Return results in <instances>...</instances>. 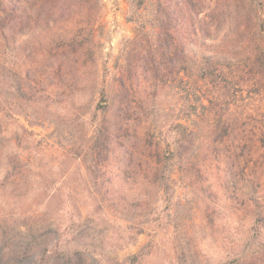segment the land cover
<instances>
[{
    "label": "rangeland",
    "instance_id": "374dc122",
    "mask_svg": "<svg viewBox=\"0 0 264 264\" xmlns=\"http://www.w3.org/2000/svg\"><path fill=\"white\" fill-rule=\"evenodd\" d=\"M12 1L0 0L5 247L30 232L35 264L77 252L264 264V0H196L210 7L167 25L185 0H23L35 32L18 42L2 21ZM40 10L53 23L38 25Z\"/></svg>",
    "mask_w": 264,
    "mask_h": 264
},
{
    "label": "trees",
    "instance_id": "16d2710c",
    "mask_svg": "<svg viewBox=\"0 0 264 264\" xmlns=\"http://www.w3.org/2000/svg\"><path fill=\"white\" fill-rule=\"evenodd\" d=\"M14 2V8L13 12L8 13L9 18L7 19L2 18V21H10L11 26L9 28V31L14 33V40L15 42H18L20 39H24L31 34L33 35L35 32V29L31 26L32 22V16H33V11L31 8H24L20 9L18 6L20 4H23V0H13ZM51 5L53 8H57V6H60L59 0H45L42 4V6L46 5ZM179 6L181 4H178ZM208 7H210V4L207 3V5L204 2H199L196 0H185L184 3H182V8H178L176 10H171V14L167 17L165 24L167 25L171 21H176V19H186L187 16L192 18L195 16H199L202 14ZM226 4H221L220 2L215 4L214 7L212 8V12L218 13L220 11H224L226 9ZM55 14V12L52 13V15ZM44 19V20H43ZM52 16L43 10H40V12L36 15V23L40 25L41 21L47 23L48 25L50 23H53ZM173 19V20H172ZM1 20V18H0ZM158 28V27H155ZM183 29L185 31H189L188 28L183 26ZM159 30H163L164 34L168 33L170 31V28L164 27L159 28ZM161 43V42H160ZM163 55H166L167 52H162ZM9 68H6L5 66L0 65V77L1 76H6V73H9ZM156 173H158L160 176L164 173V171L161 168L156 169ZM101 187L105 189V192L107 193V189L109 190V185L108 184H102ZM251 198V205H254L255 207L260 206V199L256 196L253 195L250 197ZM128 206V205H127ZM163 222V219H161ZM142 233V232H141ZM6 234V233H5ZM2 236L1 240L3 241V244H0V264H13L15 263H20L25 260H30L32 259V263L35 264V250L31 247V243L28 242V238L31 237V233L27 232L21 242L15 243V246H11L9 244V248H6L5 246L8 245V239L6 236ZM2 245V246H1ZM56 259V258H55ZM184 262L182 264H191L190 261H186L183 259ZM129 264H136L137 262V256L133 257L132 259L129 260ZM49 264H92L88 261L87 257H85L81 253H75L74 255L70 256H58L56 259V262L54 263H49ZM237 264H255V261L249 260L246 257L245 258H239V262Z\"/></svg>",
    "mask_w": 264,
    "mask_h": 264
}]
</instances>
